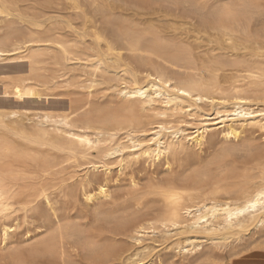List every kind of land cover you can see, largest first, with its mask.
Listing matches in <instances>:
<instances>
[{"label":"bare ground","instance_id":"1","mask_svg":"<svg viewBox=\"0 0 264 264\" xmlns=\"http://www.w3.org/2000/svg\"><path fill=\"white\" fill-rule=\"evenodd\" d=\"M260 252L264 0H0V264Z\"/></svg>","mask_w":264,"mask_h":264},{"label":"rangeland","instance_id":"2","mask_svg":"<svg viewBox=\"0 0 264 264\" xmlns=\"http://www.w3.org/2000/svg\"><path fill=\"white\" fill-rule=\"evenodd\" d=\"M51 98V97H50ZM54 99V100H53ZM56 98H52V99H50V100H53V101H56L57 103L58 102H62V101H65V99H63V98H57L56 100H55ZM61 100V101H60ZM59 105V104H58ZM261 254L260 255H254L252 258H257V259H262V258H264V252H260ZM252 260V259H251ZM251 260H249V261H251Z\"/></svg>","mask_w":264,"mask_h":264}]
</instances>
